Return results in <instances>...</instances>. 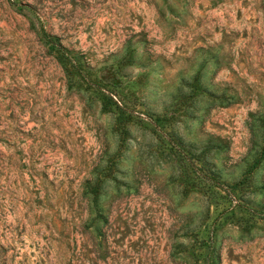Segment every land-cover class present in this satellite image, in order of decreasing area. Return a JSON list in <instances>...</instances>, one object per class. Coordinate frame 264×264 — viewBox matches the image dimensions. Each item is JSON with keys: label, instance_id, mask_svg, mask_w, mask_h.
<instances>
[{"label": "rangeland", "instance_id": "1", "mask_svg": "<svg viewBox=\"0 0 264 264\" xmlns=\"http://www.w3.org/2000/svg\"><path fill=\"white\" fill-rule=\"evenodd\" d=\"M0 264H264V0H0Z\"/></svg>", "mask_w": 264, "mask_h": 264}]
</instances>
